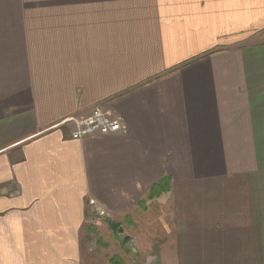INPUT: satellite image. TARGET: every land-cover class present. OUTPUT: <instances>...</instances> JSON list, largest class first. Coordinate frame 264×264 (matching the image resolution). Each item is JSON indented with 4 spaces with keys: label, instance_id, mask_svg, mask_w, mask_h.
<instances>
[{
    "label": "crops",
    "instance_id": "obj_1",
    "mask_svg": "<svg viewBox=\"0 0 264 264\" xmlns=\"http://www.w3.org/2000/svg\"><path fill=\"white\" fill-rule=\"evenodd\" d=\"M60 13L0 23V264H85L90 199L139 264L146 214L167 221L175 264H264V0ZM99 105L121 131L72 139Z\"/></svg>",
    "mask_w": 264,
    "mask_h": 264
},
{
    "label": "rangeland",
    "instance_id": "obj_2",
    "mask_svg": "<svg viewBox=\"0 0 264 264\" xmlns=\"http://www.w3.org/2000/svg\"><path fill=\"white\" fill-rule=\"evenodd\" d=\"M0 23H61L60 0H27L20 8L14 6L13 0H0ZM108 113L109 110L105 109V115ZM90 217L85 222V226L92 229L84 238L85 264H110L109 259L114 256L120 257L125 264H139L132 256L135 252L131 255L125 252L128 246L124 240L129 237L124 233L123 223V230L118 234L110 228L112 214L109 219ZM156 217V214H146L142 221L138 220L140 228L143 227L142 235L134 238L143 247V259L148 261L145 264H175L172 246L176 237L164 229L167 221L164 226Z\"/></svg>",
    "mask_w": 264,
    "mask_h": 264
},
{
    "label": "built area",
    "instance_id": "obj_3",
    "mask_svg": "<svg viewBox=\"0 0 264 264\" xmlns=\"http://www.w3.org/2000/svg\"><path fill=\"white\" fill-rule=\"evenodd\" d=\"M105 107L99 105L93 107L89 114L85 117H80L74 122V130L71 132V138L74 140H81L84 137L92 136L95 134L106 135L121 131V123L112 110L105 115ZM113 113V115H112ZM89 216L109 219L111 214L95 200L88 201ZM89 219H93V218Z\"/></svg>",
    "mask_w": 264,
    "mask_h": 264
},
{
    "label": "trees",
    "instance_id": "obj_4",
    "mask_svg": "<svg viewBox=\"0 0 264 264\" xmlns=\"http://www.w3.org/2000/svg\"><path fill=\"white\" fill-rule=\"evenodd\" d=\"M167 189H168V188H167V182L164 181V182H161L159 186H156V187H154L153 189H151L149 195L155 197V196H158V195L160 194V192H163V191L165 192ZM119 227H120V225H112V224L110 225V228H111L112 230H114L115 232H117V230H118ZM125 240H126V241H124V244H127V243H128V240H127V239H125ZM109 263H110V264H125V263L120 259V257H116V256L110 258V259H109Z\"/></svg>",
    "mask_w": 264,
    "mask_h": 264
},
{
    "label": "water",
    "instance_id": "obj_5",
    "mask_svg": "<svg viewBox=\"0 0 264 264\" xmlns=\"http://www.w3.org/2000/svg\"><path fill=\"white\" fill-rule=\"evenodd\" d=\"M122 230H123L122 227H119L118 230H117V233L119 234L120 232H122ZM127 246L128 247H131L132 246V243L131 242H128L127 243Z\"/></svg>",
    "mask_w": 264,
    "mask_h": 264
},
{
    "label": "bare ground",
    "instance_id": "obj_6",
    "mask_svg": "<svg viewBox=\"0 0 264 264\" xmlns=\"http://www.w3.org/2000/svg\"><path fill=\"white\" fill-rule=\"evenodd\" d=\"M112 115H113V113H112Z\"/></svg>",
    "mask_w": 264,
    "mask_h": 264
}]
</instances>
